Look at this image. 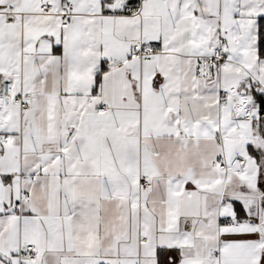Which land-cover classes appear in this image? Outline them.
<instances>
[{
	"label": "snow or ice",
	"instance_id": "snow-or-ice-1",
	"mask_svg": "<svg viewBox=\"0 0 264 264\" xmlns=\"http://www.w3.org/2000/svg\"><path fill=\"white\" fill-rule=\"evenodd\" d=\"M0 264H264V0H0Z\"/></svg>",
	"mask_w": 264,
	"mask_h": 264
}]
</instances>
